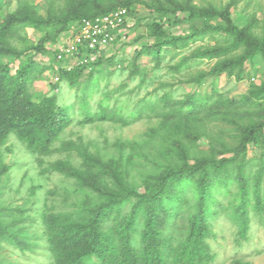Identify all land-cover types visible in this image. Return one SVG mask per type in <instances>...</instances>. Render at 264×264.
<instances>
[{"label":"rangeland","instance_id":"obj_1","mask_svg":"<svg viewBox=\"0 0 264 264\" xmlns=\"http://www.w3.org/2000/svg\"><path fill=\"white\" fill-rule=\"evenodd\" d=\"M130 4L126 25L111 46L102 53L100 62L88 75L84 73L76 87L65 79L54 81L53 70L46 71L28 87L34 102L54 96L56 105L67 108L70 123L43 156L30 153L23 141L9 134L0 147V264H54L46 237V218L75 213L97 204L94 192L81 188L75 180L52 169L55 162H68L82 170V153L103 162L117 160L128 188L142 192L154 183L167 167L180 163L177 144L185 148L187 160L202 157L229 158L239 146L242 130L250 125H264V94L257 100L250 92L264 83V56L261 54L234 65V69L217 71L226 63L238 60L245 48L231 49L232 38L211 32L194 36L185 44L156 45L148 26L166 20V33L187 35L191 28L223 25L219 18H191L186 6L222 11L229 8L232 24L248 28L256 41L264 40V0H123ZM22 7L47 17L61 15L65 0H5L0 9V22ZM178 9V10H177ZM173 10L178 17L175 19ZM45 53L33 48L44 37L30 27H22L10 40L23 57L1 58L14 74L26 57L49 64L54 50L64 43L66 34L49 30ZM225 49L218 57L200 55L204 51ZM227 68V67H226ZM231 72V73H230ZM193 97L204 105L194 115L166 116L178 102ZM168 99L165 103L164 99ZM176 104V105H175ZM185 105V104H184ZM106 110L105 120L83 122L86 113ZM178 117V115H177ZM189 134V136L187 135ZM231 150V152L229 151ZM246 175L264 172V128L258 144L246 148ZM233 177V175H232ZM110 184L109 177L103 179ZM238 186L233 180L226 188H217V202L210 219L213 236L207 239L213 261L210 264H264V220L249 208V228L245 239L238 236L239 226L231 214L237 204ZM264 199V184L261 186ZM183 205L169 220L166 236L173 244L187 233L188 217L196 201L194 186L185 189ZM133 201V199L131 200ZM254 197H250V203ZM130 210L125 204L124 213ZM138 221L133 245L140 248ZM8 235L26 241L30 247L20 251ZM84 264H100L97 258H83Z\"/></svg>","mask_w":264,"mask_h":264},{"label":"trees","instance_id":"obj_2","mask_svg":"<svg viewBox=\"0 0 264 264\" xmlns=\"http://www.w3.org/2000/svg\"><path fill=\"white\" fill-rule=\"evenodd\" d=\"M4 2L5 0H0V9ZM65 3V10L58 16L42 17L25 7L6 15L0 22V59L23 57L10 43L12 36L22 27L45 33L33 48L36 53L44 54L45 44L49 39L48 29H54L56 35L65 34L73 25L83 20H93L118 8H126L129 12L130 4L123 0H65ZM185 9L191 18H219L223 25L191 28L187 35L171 36L164 29L166 20L171 19L167 17L168 11L163 10L166 20L148 26L156 45L162 42L168 45L185 44L194 36L211 32L226 34L233 40L231 49L244 47L246 50L240 59L226 63V66L217 71L232 70L234 65L258 54L264 56V40L256 41L247 27H235L230 20L228 7L217 11L187 5ZM176 12L173 10L172 13ZM177 18L175 14L172 24L178 22ZM56 52L53 51L47 65L36 62L33 57H26L14 74L7 63H0V147L5 144L9 134H14L23 141L30 153L43 156L69 125L68 109L57 106L54 96L34 102L28 91L33 80L46 71L54 70ZM225 52V49H213L204 51L200 56L213 58ZM101 56L94 63L77 64L70 71L60 70L59 80L65 79L69 86L76 87L84 73L89 75L94 70ZM250 94L257 100L264 94V83ZM164 100L167 104L168 99ZM176 104V107L170 105L171 109L166 116L181 118L184 108L187 109V115H194L204 105L193 97ZM107 116L108 112L102 109L94 115L86 113L83 122L105 120ZM262 128L264 125L260 124L244 128L239 146L229 158L216 159L210 156L189 163L185 148L177 144L180 163L167 167L142 192L128 188L117 160L103 162L84 152L81 155L82 170L74 168L68 162L53 163L52 169L75 180L78 186L94 192L100 198L97 204L81 208L75 213L46 218V237L54 264H84L83 258L89 256L97 258L100 264H210L214 258L207 239L213 236L210 219L216 213L212 210L217 205L215 189L226 188L230 180L237 183L238 203L231 205V214L239 226L240 239H245L248 232L250 207L264 220V199L261 198L264 172L249 177L245 173L247 164L244 161L246 148L258 144ZM106 177L111 180L109 185L103 182ZM190 185L194 186L196 201L193 212L188 217L187 233L182 241L173 244L172 239L165 234L168 222L177 210L186 205L184 193ZM251 196L254 197L252 204ZM129 202L130 210L124 213V206ZM140 220L141 246L136 248L133 240ZM4 237L0 231V239ZM5 240L13 242L20 251L30 247L26 241L14 235H8Z\"/></svg>","mask_w":264,"mask_h":264},{"label":"built area","instance_id":"obj_3","mask_svg":"<svg viewBox=\"0 0 264 264\" xmlns=\"http://www.w3.org/2000/svg\"><path fill=\"white\" fill-rule=\"evenodd\" d=\"M128 12L118 8L93 20H83L73 25L64 43L56 49L54 81H59V71H70L77 64L94 63L106 51L126 25Z\"/></svg>","mask_w":264,"mask_h":264}]
</instances>
